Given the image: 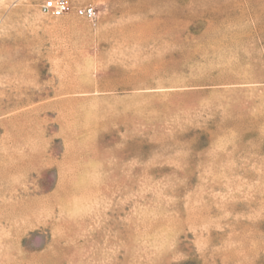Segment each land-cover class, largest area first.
Segmentation results:
<instances>
[{"label": "rangeland", "instance_id": "obj_1", "mask_svg": "<svg viewBox=\"0 0 264 264\" xmlns=\"http://www.w3.org/2000/svg\"><path fill=\"white\" fill-rule=\"evenodd\" d=\"M45 1L0 0V264H264V0Z\"/></svg>", "mask_w": 264, "mask_h": 264}, {"label": "built area", "instance_id": "obj_2", "mask_svg": "<svg viewBox=\"0 0 264 264\" xmlns=\"http://www.w3.org/2000/svg\"><path fill=\"white\" fill-rule=\"evenodd\" d=\"M69 5L65 0H49L41 5V13L53 17H62L69 12ZM77 17L89 22L96 21V13L92 7L78 8L75 10Z\"/></svg>", "mask_w": 264, "mask_h": 264}]
</instances>
